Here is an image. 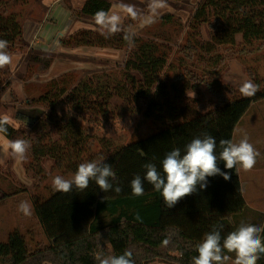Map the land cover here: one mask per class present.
I'll return each mask as SVG.
<instances>
[{"label":"trees","instance_id":"trees-1","mask_svg":"<svg viewBox=\"0 0 264 264\" xmlns=\"http://www.w3.org/2000/svg\"><path fill=\"white\" fill-rule=\"evenodd\" d=\"M122 2L125 1L115 0L117 4ZM111 5L112 0H86L80 9L67 6V10L71 19L92 22L98 11H108ZM144 7L142 4L135 9L142 13ZM172 20L173 16L170 14L159 18L161 24H170ZM131 22L132 20L125 21V29ZM22 25L19 14L7 11V2L0 0V39L8 41L9 53L15 45L28 47V43L23 39ZM202 25H206L209 31L207 42L198 41L199 50L204 54L211 53L221 46H232L237 36H240L243 44L249 47L246 52L254 50V53L264 55V0H200L191 11L189 36H200ZM124 35L122 31L106 39L97 31H81L68 37V40H60V45L130 49L124 64L128 84L126 88L121 87L118 91L127 97L135 93L146 99L148 102L144 116L159 125L156 126L155 133L133 143L156 137L181 124L190 125L194 120L201 124L206 116L222 110L219 114L221 118L217 119L221 125L210 128L207 132L201 130V127L193 126L192 132L185 135L184 142L187 145L193 139H203L205 135L219 129L227 131L237 124L249 101L260 94L256 92L252 97L238 94L205 112H196L197 108L193 106L196 103L194 98L183 99L182 105L175 108L160 94L162 84L159 81L168 63L169 47L135 36L128 41L124 39ZM255 43H259L257 48L253 47ZM53 55L30 48L24 56L27 71L32 65L40 66L42 71L48 69ZM10 75L9 66L0 69V87L8 83ZM50 83L51 87L47 92L37 98L28 99V103L48 105L55 103L65 94L64 88L57 91L55 82ZM214 84L217 90L225 92L218 82ZM254 84L257 85L258 82ZM97 87L102 93L103 88ZM206 87L211 90L207 84ZM92 93L94 92L91 91V85L83 83L80 88L75 87L66 95L65 102L71 106L78 105V110L83 106L89 110L86 98L94 95ZM109 99L110 96L104 97L106 105ZM202 100L203 97L200 96L199 101ZM179 118L182 122L176 123ZM22 120L26 129L34 123L28 118ZM72 124L74 123L71 120H67L62 126L54 123L50 132L58 135V140L48 146L47 156L49 155L56 165H65L64 168H68L72 175L77 171L79 164L103 158V163L109 164L116 174L115 180L110 178L113 188L119 185L122 191L119 194L113 190L103 192L92 180L83 191L73 187L68 193L51 191L45 198H35L34 217L48 241L47 245L36 251H29L24 237L14 230L9 233L5 242L0 243V264H98L95 260L96 254L120 256L126 251L132 253L135 264H192V257L198 255L195 246L201 243L205 234L211 232L214 227L223 225V228L219 229L222 243L223 238L236 230L241 223L264 226V216L247 209L241 196L237 175L233 169H226L222 160H218L217 166L222 172L230 175L229 180H224L220 175L208 177L206 188L201 189L197 185L196 192L179 200L172 208H167L161 194L147 181H144L142 196H133L131 192V181L135 176L140 175L143 180L146 175V163L155 164L158 171L162 172V161L159 158L128 146L105 151L99 158L90 157L84 147L87 137L80 128ZM25 128L17 130L8 126L3 136L8 140L18 139L25 134ZM212 137L216 139V148H221L217 133ZM36 151L40 156H44L43 150ZM247 213L253 218L251 223H245L251 219ZM261 236L264 238V233H261ZM165 239L169 240L167 246L163 244ZM228 255L235 257L234 253ZM259 256L257 264H264V253Z\"/></svg>","mask_w":264,"mask_h":264},{"label":"rangeland","instance_id":"rangeland-1","mask_svg":"<svg viewBox=\"0 0 264 264\" xmlns=\"http://www.w3.org/2000/svg\"><path fill=\"white\" fill-rule=\"evenodd\" d=\"M3 1L7 2V11L19 14L22 24L29 18L39 17L40 0ZM123 1L125 2L122 3L132 5L134 8L144 4L142 13L147 11L148 2L145 0ZM199 1L167 0L168 7L163 10L161 16L172 15V23L161 24L158 19L150 27L136 29L133 35L166 44L169 47L168 63L159 81L162 84L160 94L164 96L163 99L169 100L175 108H179L183 99L194 98L196 103L193 106H196V112H205L240 94L239 86L250 80L254 83L258 82L257 92L260 94L249 101L247 109L254 103L264 102V55L254 53V50L250 53L246 52L249 47L243 44L240 36H237L232 46H221L211 53L204 54L199 50V43L209 40L206 25L200 27V36L194 33L189 36L191 11ZM64 2L67 3V0ZM115 4H117L115 0H112L111 7ZM84 23H86L84 29L67 32L59 37L54 35L45 44L36 36L29 42L26 41L28 47L21 48L15 45L11 49L10 54L14 62L9 66L11 75L7 79L8 83L0 87V116L8 115L15 125L10 127L17 130L25 128L22 118L31 119L34 123L25 128L23 137L18 138L30 144L26 159L16 161L8 157L0 162V243L5 242L9 233L14 230L19 231L24 237L29 251L41 249L48 243L34 217L33 200L45 198L49 192L54 191L52 180L55 176L60 175L65 179L72 177L69 169L64 168L65 165H56L53 159L47 156L48 146L58 140V135L50 132L53 130L54 123L62 126L67 120L73 121L72 125L80 128L87 137L84 147L90 157L99 158V155L102 156L105 151L128 146L142 153L152 154L161 161L175 148H179L182 155L185 154V135L192 132L193 126L201 127V130L207 132L210 128L221 125L217 119L221 118L219 114L223 110L206 116L201 124H197L198 121L194 120L190 125L181 124L156 137L133 143L135 140L155 133L156 126L159 125L145 118L144 113L148 102L146 99L135 93L127 97L123 95V92L118 91L121 87L126 88L128 84L124 64L129 57L130 49L60 45V40H68V37L78 32L97 31L94 21ZM131 26L136 28V22L132 21ZM258 46L259 43L253 45L256 48ZM30 48L34 51L37 48V50L54 54L48 69L42 71L40 66L32 65L27 71L24 56ZM50 82H55L57 91L64 88L65 94L55 103H48V105L28 103V99L37 98L47 92L51 87ZM215 82H218L225 92L217 90ZM83 83L90 84L91 91L94 92L92 93L94 95L86 98L88 103L86 105L90 106L89 110L86 106L78 110V105L71 106L70 103L65 102L66 95L73 88H80ZM206 84L211 90L207 89ZM97 86L103 88L102 93ZM193 87L197 89H191ZM109 96L110 99L106 105L104 97ZM200 96L203 97L202 101H199ZM258 108V112L254 115L260 112L264 116V106L261 105ZM180 122H182L181 118L177 119L176 123ZM236 125L235 123L227 131L219 129L209 135L213 136L217 133L220 140L227 139L232 142H239L246 136L256 151L264 153V132L255 134L258 132L257 126L264 128V121L259 123L253 120L251 123L253 130L248 131L247 127L240 128L241 133L239 129L237 131ZM239 133L240 137L237 140ZM0 135L3 136V134ZM4 139L8 140L6 137ZM254 139L258 142L256 143ZM40 149L43 150L44 156L37 153L36 150ZM221 151V148H216V155L219 156ZM233 171L237 175L236 169ZM243 174H240L241 181L247 178V173L245 176ZM257 183L258 187H254L253 192L256 196L257 193L263 195V189L258 192V188L263 186L264 180H257ZM21 201H26L30 205V214L26 215L18 210ZM226 264H232V260L227 261Z\"/></svg>","mask_w":264,"mask_h":264},{"label":"clouds","instance_id":"clouds-1","mask_svg":"<svg viewBox=\"0 0 264 264\" xmlns=\"http://www.w3.org/2000/svg\"><path fill=\"white\" fill-rule=\"evenodd\" d=\"M168 7L167 0H148L147 11L138 12L132 5L119 3L113 5L108 11L100 10L95 14L94 23L100 35L106 39L124 31V39L131 41L136 29L150 27L157 22L164 9ZM136 22V28L131 25L125 29V21ZM8 41L0 39V69L11 66L13 56L7 51ZM258 86L252 81H245L239 86V92L243 97H252L258 91ZM8 126L14 127L13 120L8 115L0 116V134L7 132ZM216 139L205 135L203 139H193L186 145L185 154L175 148L168 152L162 160V172L158 171L153 163H146V175L143 180L136 175L131 181L133 196L144 194V181L151 184L155 191L159 192L167 208H172L179 200L193 194L197 185L201 189L206 188L207 178L220 175L224 180H229L230 175L222 172L217 166L218 160L224 162L226 169L250 171L256 164L259 153L245 136L239 142L222 139L219 141L222 151L216 155ZM30 144L24 139L5 140L0 135V162L11 157L16 161L26 159ZM115 172L107 163L101 160L84 162L78 165L77 171L70 179L57 175L52 180V188L55 192L68 193L73 187L83 191L94 180L103 192L113 190L119 194L122 189L119 185L113 188L110 178L115 180ZM18 210L24 214H30L31 207L26 201H21ZM139 219V216H137ZM223 225L214 227L206 233L202 242L195 246L198 255L192 257V264H226L232 260V264H257L259 254L264 253V226L241 223L240 226L227 234L221 243L222 237L219 229ZM168 239L163 241L167 246ZM227 253V254H226ZM235 254L234 259L231 255ZM98 264H135L130 251L120 256H104L96 254Z\"/></svg>","mask_w":264,"mask_h":264},{"label":"crops","instance_id":"crops-1","mask_svg":"<svg viewBox=\"0 0 264 264\" xmlns=\"http://www.w3.org/2000/svg\"><path fill=\"white\" fill-rule=\"evenodd\" d=\"M64 1L65 0H40L38 5V11H40L39 17L29 18L25 20L22 25L23 39L29 42L30 39H33L37 36L43 41V44H45L54 35H58L59 37L60 35H64L67 32H76L84 29V26L86 25V23L84 22L86 21L81 22V20L79 19H71L70 13L67 10V6L71 7L72 9H80L86 0H67V3H65ZM35 50H37V48ZM261 105L264 106V102H257L250 105L243 116L239 119L236 125L237 131L239 129L241 133L240 128L245 127L248 128V131L253 130L251 129V123L253 120H256L259 123H263V114H260L259 112L258 114L254 115L256 112H258V107H260ZM257 130L258 132H256L255 134L264 132V128H261L259 126H257ZM240 133L237 137V140H239ZM255 139L254 141L257 143L258 141ZM257 152L259 153V155L256 158V164L250 171L238 170L239 166H237L236 172L240 184L241 196L245 203V206L250 211L259 213L264 216V184L263 186L258 188V192L263 189V195L257 193L256 196V194L253 192L254 187H258L257 180H264V153L259 151ZM241 173H244V176L245 173H247V178L243 179L244 181H241L240 179ZM247 215L251 219H248V221L245 223H251L253 218L249 213H247ZM232 258L234 259V257Z\"/></svg>","mask_w":264,"mask_h":264}]
</instances>
